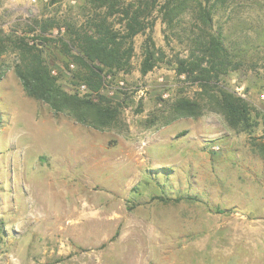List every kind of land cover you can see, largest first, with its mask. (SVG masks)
I'll use <instances>...</instances> for the list:
<instances>
[{"label": "rangeland", "instance_id": "rangeland-1", "mask_svg": "<svg viewBox=\"0 0 264 264\" xmlns=\"http://www.w3.org/2000/svg\"><path fill=\"white\" fill-rule=\"evenodd\" d=\"M164 1L147 19L154 69L141 74L140 34L129 68L81 92L61 39L66 22H86L89 0H0V264H264V0L213 13L232 67L212 86L249 102L248 131L231 128L178 72L201 33L193 8L215 0H181L189 6L171 25ZM50 19L57 25L42 35L36 21ZM21 40L38 44L67 94L110 106L114 121L83 124L28 96L15 73ZM119 81L126 90L113 89ZM183 99L199 116H175Z\"/></svg>", "mask_w": 264, "mask_h": 264}, {"label": "trees", "instance_id": "trees-1", "mask_svg": "<svg viewBox=\"0 0 264 264\" xmlns=\"http://www.w3.org/2000/svg\"><path fill=\"white\" fill-rule=\"evenodd\" d=\"M233 1L235 0H215L216 4L212 5L207 1V5L198 3L193 8L197 13L201 33L193 41L192 55L186 60H180L178 72L200 83L204 91L201 95L203 99L213 106L214 111L223 115L231 128L248 131L254 126L249 102L233 92L212 86L232 67L223 33H211L214 26L213 13L217 8ZM88 4L90 6L86 22L79 27L75 23L66 22L69 30L66 40L61 39L65 53L76 63L80 73L78 78L82 83L88 85L93 92H98L104 72L129 68L134 53L133 40L140 34L146 36L141 74L146 76L150 73L161 58L152 39L154 22H148L147 19L160 5V0H132L129 3L122 0H89ZM188 6L187 1L165 0L160 6V12L171 25L177 15ZM114 16L118 17L122 30L117 29L110 21ZM55 25L56 20L50 19L36 21L35 27L43 35L54 29ZM39 42L42 45L50 41L44 38ZM1 45L2 42L0 55L6 51ZM37 45H29L24 40L15 44L20 56L19 63L15 64V73L27 95L47 103L55 111H69L83 124L96 127L110 125L115 119L116 111L103 102H93L87 96L67 94L52 76ZM72 51L78 56L72 55ZM173 109L176 117H197L201 113L198 103L185 99L180 100Z\"/></svg>", "mask_w": 264, "mask_h": 264}, {"label": "built area", "instance_id": "built-area-1", "mask_svg": "<svg viewBox=\"0 0 264 264\" xmlns=\"http://www.w3.org/2000/svg\"><path fill=\"white\" fill-rule=\"evenodd\" d=\"M32 1L34 2L35 0H32ZM72 68H74V67H72ZM107 78H108V82H110V81L112 80L111 76H109V77H107ZM159 81H162V79H160ZM111 87H112V86H111ZM115 87H116L117 89H120V90H126V89H127L126 83H125L124 81H119V82H117L116 86H114L113 89H114ZM86 90H87V85L82 84V85L80 86V90H79V91H81V92H85ZM144 91H146V90H143V89H142V90H139V94H140L141 97L145 96ZM166 97H167V95L164 96V98H166Z\"/></svg>", "mask_w": 264, "mask_h": 264}]
</instances>
